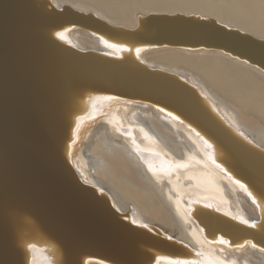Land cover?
Masks as SVG:
<instances>
[{"label":"water","instance_id":"obj_1","mask_svg":"<svg viewBox=\"0 0 264 264\" xmlns=\"http://www.w3.org/2000/svg\"><path fill=\"white\" fill-rule=\"evenodd\" d=\"M39 2L0 0V264H26L28 243L57 264H82L85 255L113 264H152L156 255L175 257L182 250L195 256L158 228L133 224L131 212L117 211L67 159L76 115L90 97L104 95L163 108L209 138L216 162L255 197L259 216L249 222L257 227L186 199L189 224L209 241L222 238L232 248L251 241L264 249V150L223 120L196 87L135 56L143 47L220 49L264 71V41L198 15H139L126 29ZM73 28L132 51H83L56 37ZM73 103L78 108L67 115Z\"/></svg>","mask_w":264,"mask_h":264},{"label":"bare ground","instance_id":"obj_2","mask_svg":"<svg viewBox=\"0 0 264 264\" xmlns=\"http://www.w3.org/2000/svg\"><path fill=\"white\" fill-rule=\"evenodd\" d=\"M248 1L264 7V0ZM51 2L45 4H54L58 8L70 6L86 14L92 13L111 26L126 29L135 27L139 15H198L264 41V21L249 16L241 6H222L212 0ZM62 32L65 37L62 41L80 50L113 51L101 43L100 37L86 29L73 28ZM140 49L139 60L152 68L179 76L196 87L223 120L264 150V71L261 68L231 57L220 49L191 50L179 46ZM86 103V111L76 115L72 144L67 147L70 151L67 159L81 179L106 192L116 209L131 212V222L135 220L137 225L154 226L197 251L195 256L183 250L175 257L156 255L152 264H167L164 257L198 264L205 260L214 264H264V251L253 248L248 241L242 247L232 248L229 244H220V239L216 242L207 240L200 230L189 224L190 210L183 203L186 199L199 206L211 203L214 205L211 210L219 208L217 212L221 216L237 222L239 220L232 217L250 221L257 218L260 211L257 203L253 204L248 194L228 178L230 175L226 170L227 175L211 164L204 146L190 127L180 120H172L167 115L169 112L160 111V107L143 102L104 95L92 96ZM77 108L73 103L67 115ZM78 117L83 119L78 122ZM145 159L152 163L155 174L148 170ZM161 160L168 161L171 166L161 170ZM61 162L65 164L63 160ZM177 163H185L188 167H175ZM226 212L230 215H225ZM150 237L146 239L150 240ZM36 248L46 256L41 247ZM198 252L203 255L197 256ZM31 258L30 253L26 264ZM51 260V264L58 263L55 258ZM81 261L82 264H113L90 255L83 256Z\"/></svg>","mask_w":264,"mask_h":264},{"label":"snow or ice","instance_id":"obj_3","mask_svg":"<svg viewBox=\"0 0 264 264\" xmlns=\"http://www.w3.org/2000/svg\"><path fill=\"white\" fill-rule=\"evenodd\" d=\"M56 36L60 39V40H64V33L63 32H56ZM101 43L108 49H112L113 51L106 53L107 55H116L119 56L121 53L123 52H129L132 51V49L125 47L123 44H118V43H110L107 39L101 38ZM135 52L137 54V59L139 58V53L141 52L140 48H136ZM107 99H114V97H108ZM160 111H164L163 108L160 109ZM167 115H169L171 117L172 120H176L177 117L175 115H172L171 112L167 113ZM83 119L82 117H78L77 120L79 122V120ZM79 126V124L77 125V127ZM193 131L195 132V135L199 138L200 142L202 143V145L204 146L205 150H206V155L208 156L209 161H211V164L215 166L216 169H219L220 172H225V169L221 166V164L217 163L215 160V155L213 152V148H214V144L212 142H210L209 138H206L205 135L201 134V132L199 131H195L193 129ZM157 159H159L157 157ZM145 164L148 166V170L150 172H152L153 174H155L156 169L153 167L152 163L149 162L147 159L144 160ZM165 166H171L170 163L168 161L165 160H161L160 161V168L161 170H163L165 168ZM175 167H183L186 168L188 167L187 164L185 163H177L175 165ZM225 174L227 175V173L225 172ZM230 180H232V182L234 184H237L239 186V188L241 190H243L246 194H248L249 198L252 199L253 204H256L257 201L255 199V197L253 196L252 192L249 191V187L244 184L241 183L239 180H233V178L231 176L228 177ZM101 192L103 191L102 189L100 190ZM196 203H199V201H196ZM114 207V206H113ZM204 209H213L214 205L211 203H205L203 205ZM117 211H119V209H117ZM215 211H220L219 208H216ZM225 215H230V213H225ZM232 219L234 220H239V222L241 224L247 225L249 228H256L257 227V223L255 221L253 222H249L248 220L242 219L240 217H232ZM133 224H136L137 222L135 220L132 221ZM140 227H147V225H139ZM169 240L172 239V237H168ZM220 244L223 245H228L229 241L225 240V239H220L218 241ZM249 245H251L253 248L256 247L255 244H252L251 241L247 242ZM26 248L27 251L29 253L32 254V258L29 262V264H51V262L48 260V258L46 256H43V254L40 252L39 249L36 248V246L34 244L28 243L26 244ZM262 251H264V249H261ZM203 253H197V256H202ZM163 259L167 260V264H198V262H193V261H189V260H182L179 258H175V259H168L167 257H164ZM203 264H214L213 261L211 260H205L203 262ZM215 264H223V262H215Z\"/></svg>","mask_w":264,"mask_h":264},{"label":"rangeland","instance_id":"obj_4","mask_svg":"<svg viewBox=\"0 0 264 264\" xmlns=\"http://www.w3.org/2000/svg\"><path fill=\"white\" fill-rule=\"evenodd\" d=\"M215 4L222 6H241L249 16L253 17L256 20L264 21V7L255 6L251 4L248 0H212ZM246 2V3H245ZM245 3V4H242ZM248 5V6H247ZM247 6V8H246Z\"/></svg>","mask_w":264,"mask_h":264}]
</instances>
